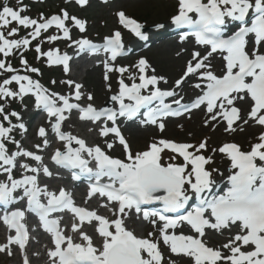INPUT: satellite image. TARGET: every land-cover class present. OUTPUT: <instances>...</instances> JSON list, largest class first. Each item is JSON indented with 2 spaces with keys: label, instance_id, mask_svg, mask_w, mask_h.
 Instances as JSON below:
<instances>
[{
  "label": "snow or ice",
  "instance_id": "obj_1",
  "mask_svg": "<svg viewBox=\"0 0 264 264\" xmlns=\"http://www.w3.org/2000/svg\"><path fill=\"white\" fill-rule=\"evenodd\" d=\"M73 5L83 8L89 0H65L57 14L40 13L35 18L24 0L14 4L0 0V205L4 206L0 223L9 233L0 243V253L11 257L15 247L22 264H32L30 231L24 221L27 213H34L50 235L46 264H176L173 256L184 264H264V0H175L170 23L190 29L180 41L194 37L198 47L171 84L145 57L117 63L132 52L121 29L140 41L149 39L142 22L116 10L118 26L102 43H94L84 35L73 37V28L79 34L87 31V20L68 10ZM53 27L55 34L50 33ZM61 40L69 42L68 48L75 45L77 55L107 54L100 61L103 79L118 108L97 107L94 95L82 91L84 85L73 79L50 81L70 90L61 94L33 78L43 75L42 68L25 55L33 47L35 60L46 58L48 67L62 66L64 74L71 71L72 55L59 48L42 49L45 41ZM186 51L182 48L177 55ZM217 57L219 68L213 64ZM112 74H116L115 91ZM185 85L198 90L191 100L182 94ZM29 96L35 108L47 113L51 132L62 142L50 161L79 170L72 173L73 180L88 178L84 204L95 199V208L78 205L65 187L52 190L47 183L41 185V176H53L40 154L51 147L48 129L39 127L41 141L25 147L28 128L21 113L10 107L15 101L24 104ZM168 98L170 103L165 102ZM202 107L201 125L212 132L234 134L243 126L261 131L247 148L235 141L210 144L208 135L195 142L160 135L133 149L118 123L121 117L132 120L146 108L141 124L155 125L163 134L165 118L187 114L190 119ZM73 112L79 121L91 123L89 131L104 138V147L62 130ZM17 130L21 139L13 134ZM117 145L120 155L110 154ZM218 156L221 163L227 161L223 170ZM225 172L226 186L221 189L215 177H224ZM193 198L198 204L189 208ZM148 205L159 207L149 210ZM64 213L70 214L66 222ZM133 220L151 227L137 235L129 227ZM212 236L218 238L215 244Z\"/></svg>",
  "mask_w": 264,
  "mask_h": 264
},
{
  "label": "rangeland",
  "instance_id": "obj_2",
  "mask_svg": "<svg viewBox=\"0 0 264 264\" xmlns=\"http://www.w3.org/2000/svg\"><path fill=\"white\" fill-rule=\"evenodd\" d=\"M26 4L27 0H24ZM10 4H14L15 0H9ZM30 6V4H28ZM175 3H170L167 0H113L110 1L108 4H104L102 0H92L88 7L80 8L76 5H73L68 8V10L72 13L77 15L80 18H84L87 20V31L84 34H79L78 30H72V34L74 38H78L80 35L87 36V38L94 40H102V38L110 34L111 31L116 28L117 25V18L115 17L114 13L116 10H124L130 16H133L140 22L145 25L148 34L152 35L155 38V42L153 43L152 47L147 50H144L140 55L147 57L150 60V63L153 67L156 68L157 74L164 75L169 80V84H171L174 79L178 78L182 67L185 64V61L189 59L190 52L193 50L192 43L187 40L183 44L180 41V38L170 37L166 39H162L161 37L164 35L165 30L172 28V24L170 23L169 17L173 12ZM62 7H65V0H40L39 4L32 5L29 7V13L33 18L37 17L38 14L43 13L45 15H52L57 14ZM157 23L164 24L163 28H156L155 25ZM24 31L21 30V35H23ZM51 34H55V28L50 30ZM49 33H44L43 35L46 37ZM35 42V41H34ZM36 43V42H35ZM33 43V45H35ZM68 41H56L51 44L45 41L42 45V49L47 51L49 49L59 48L61 53L64 52H71L72 48H68L67 44ZM133 43H129V46H132ZM187 49L186 52H181L178 56L177 52H180L181 49ZM26 57L29 59L30 63L34 64L35 66L41 67L43 75L40 77L35 76L33 74L34 79H40V81L46 86L49 87L41 78H53L57 81L60 79H73L76 82H79L84 85L83 90L87 91L85 93L91 92L95 99L93 103L97 106H104L107 103L111 102L109 97L111 93L108 92L106 88V83L103 79L104 70L101 67L98 70H94L89 73H82L78 68L74 73L73 76L66 75L62 71V67L52 66L48 67L44 60L46 58H42L40 61L34 59L35 52L34 47L30 48V50L25 52ZM140 55L131 57L124 61H121L120 64L127 63L128 60H136ZM14 63L19 66L18 60L14 61ZM213 64L219 68L220 66V59L219 57L213 60ZM72 71V70H71ZM112 87L113 91L116 90V74H112ZM53 88H50L52 91L60 92L61 94H69L70 90L65 85H53ZM162 88H166L168 86L161 84ZM194 91L188 87V85L184 86V90L182 94H185V99L191 100L194 95ZM20 103L19 101L12 102L10 107L13 109L17 104ZM34 98L29 96L25 98L24 101V111L21 112L23 122L26 124L28 128V132L24 133V145L25 147L31 148L33 143H39L41 138L37 135L38 128L44 126V123L40 121V119L34 118L35 108L34 107ZM26 105V107H25ZM15 110V109H13ZM204 116L203 109L192 113L191 118L189 119L188 116H184L178 120H168L165 121L166 123V130L163 134L159 133L158 128L155 127H148L141 129L139 126H132L126 128V138L131 143L133 149L143 148L144 145L150 141L153 137L163 135L167 138L174 139V140H188L190 142H195L202 139L205 135L211 137L210 144H218L221 141H235L240 143L244 148L248 147L249 141H252L256 134L252 136L249 134H245V130L240 131L237 130L234 134H227L220 132L217 130L216 132H212L209 129H205L201 125V121ZM70 121L66 124L65 129L71 132L74 135H77L81 138H84L89 144L99 143L101 147H104V138L99 137L98 132L96 131H89L92 125L85 124L83 121H79L77 116L72 115L70 117ZM15 121V118H13ZM179 125H183V128L179 127ZM245 128V126H243ZM49 133L50 141H54V133L51 132L50 127L47 128ZM261 131V130H260ZM192 133L194 135H189ZM17 139H21V135L19 131L13 133ZM111 139V138H109ZM49 148L46 149L42 155H44V159L48 160V153ZM112 155H120V147L117 145L114 152L110 153ZM30 163H34L31 162ZM46 163V161H45ZM217 164L224 169L225 164L227 161L223 163L220 162V157H217ZM216 176L215 178H218ZM51 182V181H49ZM55 185H59L55 183ZM129 227L136 230L138 235L146 234V232L150 229V225L148 223H135L131 225L129 223ZM3 242V238H1V242ZM214 244V243H213ZM38 249L34 248V251ZM167 252V249H165ZM41 255V252H38ZM37 253V254H38ZM7 255H2L0 253V264H20L18 260L7 259ZM172 260L181 262V258L178 257H171ZM35 264H38L37 262ZM181 264V263H180ZM184 264V263H182Z\"/></svg>",
  "mask_w": 264,
  "mask_h": 264
},
{
  "label": "bare ground",
  "instance_id": "obj_3",
  "mask_svg": "<svg viewBox=\"0 0 264 264\" xmlns=\"http://www.w3.org/2000/svg\"><path fill=\"white\" fill-rule=\"evenodd\" d=\"M183 117V116H182ZM244 130H245V134H249V135H253V134H257L258 132H259V130H260V128L259 127H256V128H248L247 126H245V128H244ZM220 132H222V129L220 130ZM56 146V143L55 142H51V147H49V149H52V148H54ZM224 186H226V183L224 184ZM81 190V188H79V191ZM3 237V235H2V233H1V230H0V241H1V238ZM217 237L216 236H212L211 237V242H217ZM42 258H41V260H43L44 259V257L43 256H41ZM34 259V258H33ZM33 261H36V259L35 260H33Z\"/></svg>",
  "mask_w": 264,
  "mask_h": 264
}]
</instances>
